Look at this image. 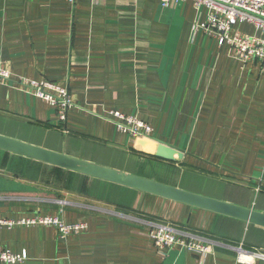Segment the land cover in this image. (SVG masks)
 Listing matches in <instances>:
<instances>
[{"label": "crops", "instance_id": "0c3cea01", "mask_svg": "<svg viewBox=\"0 0 264 264\" xmlns=\"http://www.w3.org/2000/svg\"><path fill=\"white\" fill-rule=\"evenodd\" d=\"M195 19L190 2L0 0V62L11 75L0 86V136L264 212L255 201L264 196V66L243 65L229 46L193 32ZM20 79L66 87L65 124ZM110 112L152 136L120 132ZM153 139L182 158L154 156ZM252 177L259 187L246 186ZM36 216L87 229L62 239L55 227H0V249L25 252L21 264H242L239 248L264 253V229L0 150V219ZM155 225L211 250H159Z\"/></svg>", "mask_w": 264, "mask_h": 264}, {"label": "built area", "instance_id": "2783aa9c", "mask_svg": "<svg viewBox=\"0 0 264 264\" xmlns=\"http://www.w3.org/2000/svg\"><path fill=\"white\" fill-rule=\"evenodd\" d=\"M161 7L171 4L190 2L196 11L193 32L201 31L207 37H213L218 45H227L234 50V57L243 65L258 62L264 66V0H158ZM252 26L258 36L242 34L237 26ZM11 80L9 71L0 62V86ZM29 95L54 107L58 123L65 124L67 113L73 107L66 87L41 80L20 79L17 83ZM117 130L135 138H150L153 130L142 121L125 116L119 112H110L106 117ZM258 187L259 184L257 183ZM16 225H41L55 227L60 238L77 235L87 229L85 224H66L60 218L36 216L19 221L0 219V227L11 228ZM149 237L159 250L179 247L185 251L206 255L211 248L204 242L185 232L176 231L168 226L155 225L149 231ZM237 262L244 264L248 259L264 262V253L238 249ZM27 258L25 252L12 254L0 249V264H21Z\"/></svg>", "mask_w": 264, "mask_h": 264}, {"label": "water", "instance_id": "95a60500", "mask_svg": "<svg viewBox=\"0 0 264 264\" xmlns=\"http://www.w3.org/2000/svg\"><path fill=\"white\" fill-rule=\"evenodd\" d=\"M155 141L157 147L151 153L154 156L167 161L174 160L175 156L178 159L182 158V151L161 143L160 141ZM0 150L27 157L53 167L120 185L173 203L182 204L193 209L207 211L241 221L259 229H264V212H258L253 209L204 197L179 188L55 153L3 136H0Z\"/></svg>", "mask_w": 264, "mask_h": 264}, {"label": "rangeland", "instance_id": "374dc122", "mask_svg": "<svg viewBox=\"0 0 264 264\" xmlns=\"http://www.w3.org/2000/svg\"><path fill=\"white\" fill-rule=\"evenodd\" d=\"M256 180H258V177H252L249 182L246 183V186H249V188H255L257 186ZM189 192V191H188ZM193 193V192H192ZM196 194V193H195ZM201 195V194H200ZM263 194H259L256 196L255 201L258 203V201L264 200Z\"/></svg>", "mask_w": 264, "mask_h": 264}]
</instances>
